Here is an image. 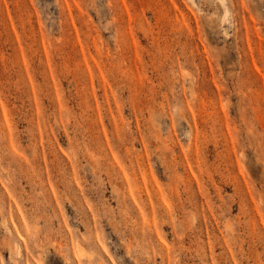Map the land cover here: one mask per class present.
<instances>
[{
	"label": "rangeland",
	"instance_id": "obj_1",
	"mask_svg": "<svg viewBox=\"0 0 264 264\" xmlns=\"http://www.w3.org/2000/svg\"><path fill=\"white\" fill-rule=\"evenodd\" d=\"M0 264H264V0H0Z\"/></svg>",
	"mask_w": 264,
	"mask_h": 264
},
{
	"label": "bare ground",
	"instance_id": "obj_2",
	"mask_svg": "<svg viewBox=\"0 0 264 264\" xmlns=\"http://www.w3.org/2000/svg\"><path fill=\"white\" fill-rule=\"evenodd\" d=\"M78 250H79L80 254H83L84 248L81 244H78Z\"/></svg>",
	"mask_w": 264,
	"mask_h": 264
}]
</instances>
